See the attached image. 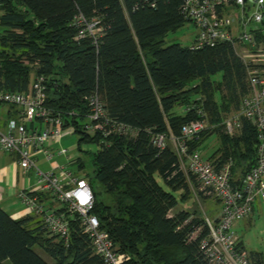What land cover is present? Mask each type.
Instances as JSON below:
<instances>
[{
	"label": "trees",
	"instance_id": "1",
	"mask_svg": "<svg viewBox=\"0 0 264 264\" xmlns=\"http://www.w3.org/2000/svg\"><path fill=\"white\" fill-rule=\"evenodd\" d=\"M157 1L150 7L142 0H0V90L26 91L44 74L48 103L64 115L66 126L74 125L79 147L100 145L91 152L94 212L118 251L128 255L123 264H209L200 247L209 235L205 220L188 209L172 212L190 191L189 178L170 141L159 148L152 136L180 135L185 123L200 118L199 110L221 112L220 102L238 110L250 90L248 72L228 42L202 49L165 45V36L189 20L182 13L185 0ZM78 14L100 20L97 45L90 38L75 39ZM95 92L107 114L135 128V135L102 138L85 131L90 111L85 97ZM221 92L225 96L219 102ZM198 93L205 99L191 109L187 105ZM223 139L234 152L244 147L248 168L236 175L237 160L232 166L235 176L244 175L257 163L255 126L245 121L240 136ZM201 142L193 141L190 151ZM210 157L218 166L227 162ZM77 164L85 168L81 158ZM95 182L113 195V204L97 201ZM30 219H16L0 206V264L7 259L13 264H108L78 224L66 244L40 220L30 227ZM249 259L264 264L259 252Z\"/></svg>",
	"mask_w": 264,
	"mask_h": 264
},
{
	"label": "built area",
	"instance_id": "2",
	"mask_svg": "<svg viewBox=\"0 0 264 264\" xmlns=\"http://www.w3.org/2000/svg\"><path fill=\"white\" fill-rule=\"evenodd\" d=\"M142 2L150 7L158 3L157 0ZM182 13L198 28L190 45L192 49L228 42L246 65L250 90L242 98L240 108L225 117L223 126L227 134L234 136L242 133L245 121L253 123L258 139L257 163L237 177L232 172V160L218 166L206 159L200 148L190 151V144L206 126V113L202 110L198 111L199 119L182 126L180 135L153 134L152 141L159 148L170 141L198 193L221 204L217 219L205 217L209 235L200 247L209 264H251L249 255L239 245L234 226L252 213L257 202L264 201V0H185ZM252 23L257 26L248 29ZM99 24L97 18L76 15L75 39L90 38L97 45L101 36ZM47 80L41 74L26 91L0 90V105L10 107L7 118L3 124L0 122V150L15 155L22 169L37 177L36 186L23 189L19 198L46 231L66 244L76 223L90 237L96 254L108 264H123L129 257L118 251L101 227L94 212L96 201L90 180L78 176L67 165L44 170L37 164L41 153L48 160L53 158L48 143L60 141L67 129L75 133L74 125L66 126L64 115L49 105ZM85 99L90 111L83 126L88 134H100L102 138L135 135V128L107 114L98 92ZM67 152L66 148L59 150V154Z\"/></svg>",
	"mask_w": 264,
	"mask_h": 264
},
{
	"label": "rangeland",
	"instance_id": "3",
	"mask_svg": "<svg viewBox=\"0 0 264 264\" xmlns=\"http://www.w3.org/2000/svg\"><path fill=\"white\" fill-rule=\"evenodd\" d=\"M252 6V5H251ZM254 8V5L252 6ZM257 26L252 23L248 29ZM198 33V28L196 25L188 21L181 28L176 31H171L165 36V45H169L175 42L181 43L183 46H189L193 43L196 34ZM214 82L218 83L221 79L220 73L214 76ZM194 83V82H193ZM196 83V82H195ZM194 87V86H193ZM195 89V88H194ZM224 93V92H223ZM221 94L216 95V99L220 102ZM225 96V94L223 95ZM194 99V100H193ZM205 99L201 94L196 96L193 95L191 100L195 101L193 104H188V107L192 105H196L201 103V101ZM204 101V100H203ZM221 104V112L217 115H220L219 121L216 120L217 115L213 112H206L205 120L206 126L205 129L201 132L198 141L202 139L200 143V147L202 146L203 156L208 159L210 156L215 155L223 157L226 161H235L237 160L238 165H235V174L241 175L248 167L249 158L244 153V147L239 146L234 152L231 150V146H226L224 144L223 135L231 137H238L241 133H238L234 136H231L226 133L225 128L223 126V121L225 117L231 115L236 112V107L234 105H227V102H220ZM0 113V122L3 124V120L5 119V108L8 105L2 104ZM229 106V107H228ZM4 110V111H3ZM184 110L183 107H178V111ZM4 112V113H3ZM3 116V117H1ZM222 118V119H221ZM79 134L70 131V129L66 130V133L62 137L60 141L48 143L47 147L51 153H53V158L48 160L42 153L37 156V164L40 168L44 170L51 169L52 167H61L68 166L73 172H75L78 176L87 177L88 179L93 175V167H92V155L91 152H94L100 148V145L97 143H84L81 147L78 145ZM196 139V140H197ZM229 145H232L231 143ZM62 148H66L68 152L66 154H59V150ZM254 148V147H253ZM233 154V155H232ZM7 155H9L7 153ZM10 156V155H9ZM81 158L85 162V168L80 170L78 168L77 160ZM237 158V159H236ZM57 169V168H56ZM32 174V173H31ZM33 183L37 180L35 173L32 174ZM189 178V177H188ZM162 181V180H161ZM190 182V191L187 194L182 196V192L179 191L177 194L182 196V200L180 204L173 209L172 212L176 213L180 209H188L196 216H199L205 220V217H210L212 220H215L219 217L221 212V204L219 201L213 197H206L198 193L196 189V185L193 180L189 178ZM167 187V186H165ZM168 188V187H167ZM96 193H98L97 201L102 202L104 205L113 204V195L110 194L103 185L95 182ZM169 189V188H168ZM20 200V199H19ZM234 230L238 236L239 245L244 247L245 251L249 255L252 252H259L261 258L264 262V201L257 202L252 213L245 217L244 219L236 222L234 226ZM37 252L44 257L48 255L39 247H35ZM53 263V260L50 259ZM4 264H13L9 259L5 260Z\"/></svg>",
	"mask_w": 264,
	"mask_h": 264
},
{
	"label": "crops",
	"instance_id": "4",
	"mask_svg": "<svg viewBox=\"0 0 264 264\" xmlns=\"http://www.w3.org/2000/svg\"><path fill=\"white\" fill-rule=\"evenodd\" d=\"M1 106L4 105H0V107ZM8 110H10V107L6 106L5 119L7 118ZM13 111L14 110L11 112ZM179 112L181 113L183 110ZM0 113H2L1 109ZM200 150L203 154L202 146ZM9 155L0 150V206L16 219L31 218L28 225L30 227H35L39 219L29 211L28 207L21 200H19V194L26 187L34 188L36 186V181L33 183V173L25 172L15 155Z\"/></svg>",
	"mask_w": 264,
	"mask_h": 264
}]
</instances>
